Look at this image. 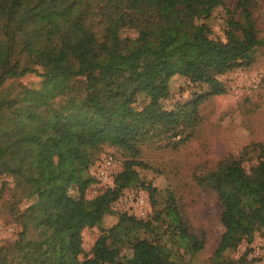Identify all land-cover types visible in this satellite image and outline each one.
Returning <instances> with one entry per match:
<instances>
[{
  "label": "trees",
  "instance_id": "1",
  "mask_svg": "<svg viewBox=\"0 0 264 264\" xmlns=\"http://www.w3.org/2000/svg\"><path fill=\"white\" fill-rule=\"evenodd\" d=\"M217 9L222 38L211 27ZM259 9L258 0L231 6L225 0H0V175L13 179L12 216L20 226L17 239L0 246V264H192L204 239L190 229L170 189L141 183L149 212L123 213L112 227L101 225L134 185L128 172L146 167L137 159L146 137L193 131L200 105L226 93L219 77L255 62L264 48ZM117 61L162 67L150 76L125 70L114 77ZM179 68L195 71L189 84L203 87L167 109L163 101ZM30 74L41 79L38 88L17 84L3 94L6 81ZM139 103L135 121L126 123ZM105 146L131 158L113 186L88 199L87 188L98 181L89 169ZM57 159L80 172L55 173ZM253 159L248 172L240 170ZM197 179L222 207L224 233L210 264H251L247 253L231 259L226 251L251 243L256 232L264 238V215L256 216L264 209V143L246 146ZM24 200L30 203L20 210ZM94 227L100 233L86 253L82 231Z\"/></svg>",
  "mask_w": 264,
  "mask_h": 264
},
{
  "label": "rangeland",
  "instance_id": "2",
  "mask_svg": "<svg viewBox=\"0 0 264 264\" xmlns=\"http://www.w3.org/2000/svg\"><path fill=\"white\" fill-rule=\"evenodd\" d=\"M230 6L233 1H226ZM261 2V1H260ZM223 10L217 9L212 13V29L217 37H223ZM258 25L264 30V0L261 9L256 13ZM162 64L145 65L141 62H115L112 75L116 77L125 70H136L144 76H150L160 69ZM195 71L186 73L179 68L178 74L171 80L170 96L163 101L167 109H172L177 103L184 104L191 99L193 91H199L203 86L189 84V79ZM226 88V93L214 96L204 101L199 108L200 121L191 132L182 136L170 138L166 135L150 133L139 146L138 160L146 167H136L128 173L133 178L134 185L124 190L105 215L102 228L112 227L123 213H135L130 197L142 194L147 198V212L150 210L148 194L141 183H150L158 190H172L182 211L183 217L190 229L204 239V249L192 260V264H210V258L217 249L224 227L220 217L222 207L216 194L198 183L197 177L214 169L225 158L238 156L241 151L252 143H264V48L255 52V62L249 68H236L219 77ZM41 79L34 74L27 75L16 81H6L1 90L5 95L14 85L22 84L38 88ZM142 100H140L141 102ZM141 103L134 105L126 123H133L140 111ZM187 139L180 142V139ZM64 148H61V151ZM112 157L109 166L112 177L123 170L126 158L121 150L103 147L95 163L89 169V174L96 178L103 162ZM256 159L242 164V171L248 172L256 164ZM54 172L64 175L77 174L80 168L69 161L54 166ZM13 179L0 175V246H6L17 239L20 226L12 216L14 202ZM101 190L99 182L90 185L86 190V198L91 199ZM30 202L24 200L18 207L23 210ZM264 215L260 209L256 216ZM100 228L94 227L82 231V244L86 253L92 248ZM247 253L251 264H264V238L259 232L254 234L251 243L242 241L227 249L226 255L237 259ZM83 256L80 257L82 259Z\"/></svg>",
  "mask_w": 264,
  "mask_h": 264
},
{
  "label": "built area",
  "instance_id": "3",
  "mask_svg": "<svg viewBox=\"0 0 264 264\" xmlns=\"http://www.w3.org/2000/svg\"><path fill=\"white\" fill-rule=\"evenodd\" d=\"M112 162H113V158L107 157V159L104 160L103 166L101 167V169L99 170L96 176L101 187L107 188L113 186V177L111 173L108 171L109 166L111 165ZM127 202L132 203L131 206H134L135 208L134 211L135 213L132 214H135L138 217H144L147 214L148 204H147V198L144 195L138 194L133 197H130L127 200Z\"/></svg>",
  "mask_w": 264,
  "mask_h": 264
},
{
  "label": "crops",
  "instance_id": "4",
  "mask_svg": "<svg viewBox=\"0 0 264 264\" xmlns=\"http://www.w3.org/2000/svg\"><path fill=\"white\" fill-rule=\"evenodd\" d=\"M225 1H233V2H235V1H237V0H225ZM258 1H259V2L261 1L260 3H262L263 0H258Z\"/></svg>",
  "mask_w": 264,
  "mask_h": 264
}]
</instances>
